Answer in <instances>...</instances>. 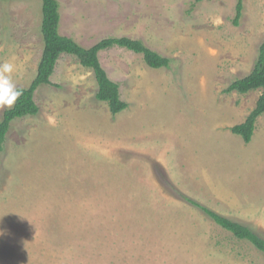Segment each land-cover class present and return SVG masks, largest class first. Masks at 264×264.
<instances>
[{
	"label": "rangeland",
	"instance_id": "374dc122",
	"mask_svg": "<svg viewBox=\"0 0 264 264\" xmlns=\"http://www.w3.org/2000/svg\"><path fill=\"white\" fill-rule=\"evenodd\" d=\"M58 2L60 34L84 47L139 38L170 64L101 51L128 105L112 115L92 70L59 57L38 113L14 119L0 151V264H264L184 199L264 236V113L249 142L230 130L260 89L223 92L254 66L264 0H243L238 25L236 0ZM41 4L0 1V65L17 88L36 74Z\"/></svg>",
	"mask_w": 264,
	"mask_h": 264
},
{
	"label": "trees",
	"instance_id": "16d2710c",
	"mask_svg": "<svg viewBox=\"0 0 264 264\" xmlns=\"http://www.w3.org/2000/svg\"><path fill=\"white\" fill-rule=\"evenodd\" d=\"M243 7V0H236L235 12L231 19L234 25L239 24ZM59 21L60 11L58 0H42L40 23V32L43 40L42 53L34 78L28 86L18 88L22 90V95L17 100L15 106L10 110L5 109L2 112L0 117V151L3 148L12 121L38 113L39 106L34 99V94L39 87L51 84L50 77L61 55L68 54L74 56L82 66L92 70L97 84L95 97L97 100L107 104L112 115L121 112L128 105L120 97L119 85L109 78L106 70L102 66L99 60V53L101 51L117 46L142 55L144 62L152 68L168 67L170 64V58L160 55L145 45L139 38H130L127 36L104 37L93 45L84 47L73 38L60 34ZM256 89H260V94L254 108L249 112L243 122L235 124L230 128L233 133L240 135L246 143L251 140L258 116L264 113V39L258 46L257 57L250 72L234 79L223 89V92L229 93L236 91L246 93ZM184 199L201 209L221 228L231 233L237 239L248 241L264 255L263 235L258 234L251 227L219 214L187 196H184Z\"/></svg>",
	"mask_w": 264,
	"mask_h": 264
},
{
	"label": "clouds",
	"instance_id": "9594fccd",
	"mask_svg": "<svg viewBox=\"0 0 264 264\" xmlns=\"http://www.w3.org/2000/svg\"><path fill=\"white\" fill-rule=\"evenodd\" d=\"M13 72L12 63L5 62L0 65V111L13 108L22 95V90L18 89L12 80Z\"/></svg>",
	"mask_w": 264,
	"mask_h": 264
},
{
	"label": "crops",
	"instance_id": "0c3cea01",
	"mask_svg": "<svg viewBox=\"0 0 264 264\" xmlns=\"http://www.w3.org/2000/svg\"><path fill=\"white\" fill-rule=\"evenodd\" d=\"M259 117V116H258ZM256 124V123H255ZM255 129V128H254ZM232 134H234V135H237V136H240V135H238V134H235V133H232ZM241 137V136H240Z\"/></svg>",
	"mask_w": 264,
	"mask_h": 264
}]
</instances>
